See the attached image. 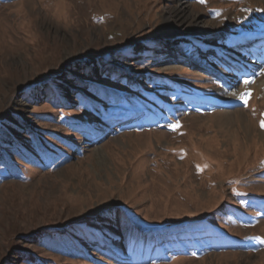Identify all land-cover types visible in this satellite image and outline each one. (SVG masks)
Instances as JSON below:
<instances>
[{"label":"rangeland","instance_id":"374dc122","mask_svg":"<svg viewBox=\"0 0 264 264\" xmlns=\"http://www.w3.org/2000/svg\"><path fill=\"white\" fill-rule=\"evenodd\" d=\"M262 34L264 0H0V264H264V46L230 87L216 48Z\"/></svg>","mask_w":264,"mask_h":264},{"label":"bare ground","instance_id":"6f19581e","mask_svg":"<svg viewBox=\"0 0 264 264\" xmlns=\"http://www.w3.org/2000/svg\"><path fill=\"white\" fill-rule=\"evenodd\" d=\"M174 13V17H178L179 25H183L186 22L193 23L192 25L194 26L195 30L194 33L199 37L197 41H201L200 39L204 40L203 38H206L207 40L213 39V37L219 35L217 31L210 28V26L200 20L198 15L196 16L191 14L188 10V7L185 5L179 6L174 11ZM214 39L219 40L218 37ZM243 42L244 43L241 44L236 42L233 49H222L216 47L218 49L217 53L220 54L224 60H226L227 65L230 67V72L225 76V85L227 87L233 86L237 77L241 74H256L257 68L259 66L258 64L261 59L264 58H261V56L259 57L261 52L259 47L264 46V39H254L253 36H249L246 37ZM200 44L203 48H211L206 44ZM218 121L222 124L225 120L221 119Z\"/></svg>","mask_w":264,"mask_h":264},{"label":"snow or ice","instance_id":"6c2138e0","mask_svg":"<svg viewBox=\"0 0 264 264\" xmlns=\"http://www.w3.org/2000/svg\"><path fill=\"white\" fill-rule=\"evenodd\" d=\"M199 2L200 3H205L206 2V0H199ZM252 81H249V80H244L243 81V83L244 84H249V83H251ZM232 95H237L235 92L234 93H232ZM250 96H251V93H240L239 94V99L243 102V104H244V106L245 107H247L248 106V103H249V98H250ZM177 127H179V125H173V129L175 130ZM260 127L262 128V129H264V120H262L261 122H260Z\"/></svg>","mask_w":264,"mask_h":264},{"label":"trees","instance_id":"16d2710c","mask_svg":"<svg viewBox=\"0 0 264 264\" xmlns=\"http://www.w3.org/2000/svg\"><path fill=\"white\" fill-rule=\"evenodd\" d=\"M92 91H95V86H92ZM35 141H37V139H34ZM32 159H34L35 160V158L34 157H32ZM48 159V157H46L45 158V160H47ZM0 165H6V166H10V162L5 158V156H4V152L2 151V150H0ZM96 235H98L100 238L99 239H101V234H99V233H96ZM104 241V240H103ZM106 251H110L109 249H106V250H103L102 248H101V252H103V253H106ZM113 251H116V250H113Z\"/></svg>","mask_w":264,"mask_h":264}]
</instances>
